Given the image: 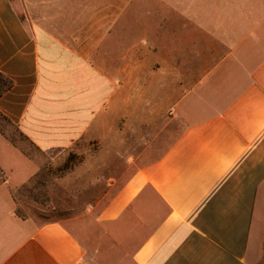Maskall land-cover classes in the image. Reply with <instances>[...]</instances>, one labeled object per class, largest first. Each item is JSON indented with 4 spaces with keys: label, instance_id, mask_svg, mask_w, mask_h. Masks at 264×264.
<instances>
[{
    "label": "crops",
    "instance_id": "0c3cea01",
    "mask_svg": "<svg viewBox=\"0 0 264 264\" xmlns=\"http://www.w3.org/2000/svg\"><path fill=\"white\" fill-rule=\"evenodd\" d=\"M0 72V112L103 185L89 241L1 192L0 264H247L264 0H0Z\"/></svg>",
    "mask_w": 264,
    "mask_h": 264
},
{
    "label": "rangeland",
    "instance_id": "374dc122",
    "mask_svg": "<svg viewBox=\"0 0 264 264\" xmlns=\"http://www.w3.org/2000/svg\"><path fill=\"white\" fill-rule=\"evenodd\" d=\"M79 160L72 151L42 152L14 122L11 125L0 120V183L4 182L1 195L10 190L22 216L38 222L61 220L89 241L86 232L90 229L81 227L89 226V219L81 220L83 223L75 220L84 217L91 207H100L99 200L90 196L100 192L103 185L90 176L79 177L75 183L73 168ZM247 255V264H264V183Z\"/></svg>",
    "mask_w": 264,
    "mask_h": 264
},
{
    "label": "trees",
    "instance_id": "16d2710c",
    "mask_svg": "<svg viewBox=\"0 0 264 264\" xmlns=\"http://www.w3.org/2000/svg\"><path fill=\"white\" fill-rule=\"evenodd\" d=\"M13 86V80L0 72V96L7 92ZM0 120L5 121L6 123L13 125V121L9 119L6 115L0 112ZM22 133V132H21ZM23 134V133H22Z\"/></svg>",
    "mask_w": 264,
    "mask_h": 264
}]
</instances>
